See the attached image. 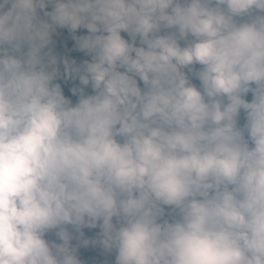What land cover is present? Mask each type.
I'll list each match as a JSON object with an SVG mask.
<instances>
[{"label":"clouds","instance_id":"clouds-1","mask_svg":"<svg viewBox=\"0 0 264 264\" xmlns=\"http://www.w3.org/2000/svg\"><path fill=\"white\" fill-rule=\"evenodd\" d=\"M0 264H264V0H0Z\"/></svg>","mask_w":264,"mask_h":264},{"label":"trees","instance_id":"trees-1","mask_svg":"<svg viewBox=\"0 0 264 264\" xmlns=\"http://www.w3.org/2000/svg\"><path fill=\"white\" fill-rule=\"evenodd\" d=\"M61 39L66 40L67 39V34L65 33V35L63 37H61ZM68 43H69V47H70L71 46V42L68 41ZM72 56L75 57V58H79V54H76V53H72ZM65 93H66V95H68L67 88H65ZM248 99H251L250 95H249ZM241 123H243L242 119H241ZM83 231L85 232V236L86 237H91L98 231V229H93V230L84 229ZM85 255L87 256V255H89V253H85Z\"/></svg>","mask_w":264,"mask_h":264}]
</instances>
